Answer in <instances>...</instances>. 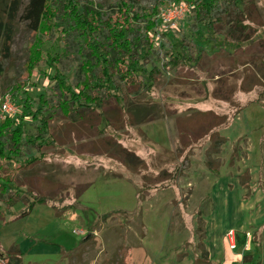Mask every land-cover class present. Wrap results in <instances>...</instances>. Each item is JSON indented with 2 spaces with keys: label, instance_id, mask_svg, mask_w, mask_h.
<instances>
[{
  "label": "rangeland",
  "instance_id": "374dc122",
  "mask_svg": "<svg viewBox=\"0 0 264 264\" xmlns=\"http://www.w3.org/2000/svg\"><path fill=\"white\" fill-rule=\"evenodd\" d=\"M88 1L108 14L115 9L116 0ZM138 1L149 8L152 0ZM243 10L248 26L239 43L204 40L194 69L162 70L148 94L126 87L103 117L85 111L82 122L58 109L59 92L47 79L54 66L41 62L27 72L35 35L16 22L6 55L0 46V109L9 100L20 113L11 99L20 88L35 106L43 94L53 141L19 172L16 186L57 202L36 204L21 217L22 202L8 215L0 200V264H8L9 251L10 264H264V0ZM185 21L175 40L191 39ZM189 26L206 36L193 21ZM64 28L44 49L60 57L57 69L76 85L86 55ZM162 54L149 68H161ZM23 151L22 159L38 156Z\"/></svg>",
  "mask_w": 264,
  "mask_h": 264
},
{
  "label": "trees",
  "instance_id": "16d2710c",
  "mask_svg": "<svg viewBox=\"0 0 264 264\" xmlns=\"http://www.w3.org/2000/svg\"><path fill=\"white\" fill-rule=\"evenodd\" d=\"M166 1L152 0L149 8H144L138 0H116L115 9L108 14L88 0H28L24 7L22 0H0L1 52L6 55L9 51L16 22H26L28 30L35 35L29 49L27 72L32 75L41 62L54 66V74L47 79L55 82L60 96L57 106L62 116L76 122L85 120V111L97 112L103 117V108L110 100L121 102L126 87L148 94L162 76V70L183 64L194 69L205 53L204 40L216 46L220 37L223 38L220 46L227 41L239 43L241 32L248 26L244 24L247 16L243 9L255 0H168L191 5L184 23L191 36L189 40H175V29H160V12ZM190 21L203 27L206 36L200 33V28L192 30ZM61 25L65 26L62 32L79 38L86 55L80 65L82 80L76 85L69 84L57 69L60 57L44 49L47 38ZM161 52V68L156 65L149 68L155 54ZM22 94L26 91L20 88L11 97L20 107V113L7 115L0 122V200L8 215L12 214L15 204L22 202L25 210L21 217H24L36 204L56 200L21 191L16 186L19 172L42 159L43 149L53 144L52 114L46 97L39 95L35 106L28 94L24 97ZM26 120L35 124V133L28 132ZM24 147L34 150L38 156L22 159ZM71 208L72 205L63 210ZM4 213L0 208V219ZM12 255L10 251L6 254L8 264Z\"/></svg>",
  "mask_w": 264,
  "mask_h": 264
},
{
  "label": "built area",
  "instance_id": "2783aa9c",
  "mask_svg": "<svg viewBox=\"0 0 264 264\" xmlns=\"http://www.w3.org/2000/svg\"><path fill=\"white\" fill-rule=\"evenodd\" d=\"M191 5L185 2L179 3H168L164 5L160 12L161 19V30H173L176 25L180 23L186 15L189 13ZM18 108L13 107L9 100H6L0 109V122L4 120L5 116H13L17 113ZM227 238L230 244V248L234 249L236 247L235 235L233 231L227 233Z\"/></svg>",
  "mask_w": 264,
  "mask_h": 264
},
{
  "label": "crops",
  "instance_id": "0c3cea01",
  "mask_svg": "<svg viewBox=\"0 0 264 264\" xmlns=\"http://www.w3.org/2000/svg\"><path fill=\"white\" fill-rule=\"evenodd\" d=\"M245 259H247V260H245ZM251 258H249L248 256H243V261L244 262H246V261H248V260H250ZM205 263H209V264H214L212 261H205ZM216 264V263H215ZM218 264V263H217Z\"/></svg>",
  "mask_w": 264,
  "mask_h": 264
}]
</instances>
